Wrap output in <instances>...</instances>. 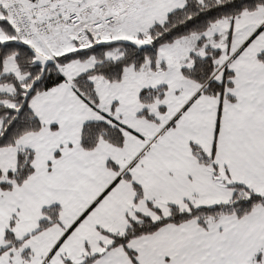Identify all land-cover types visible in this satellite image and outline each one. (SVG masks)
Instances as JSON below:
<instances>
[{
    "label": "snow or ice",
    "instance_id": "obj_1",
    "mask_svg": "<svg viewBox=\"0 0 264 264\" xmlns=\"http://www.w3.org/2000/svg\"><path fill=\"white\" fill-rule=\"evenodd\" d=\"M0 264H264V0H0Z\"/></svg>",
    "mask_w": 264,
    "mask_h": 264
}]
</instances>
